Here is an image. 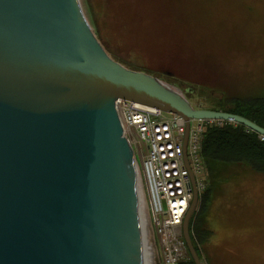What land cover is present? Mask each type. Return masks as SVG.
<instances>
[{"label": "water", "instance_id": "obj_1", "mask_svg": "<svg viewBox=\"0 0 264 264\" xmlns=\"http://www.w3.org/2000/svg\"><path fill=\"white\" fill-rule=\"evenodd\" d=\"M119 98L187 120L236 121L237 112L195 106L150 72L116 60L80 0H0V264H145L137 159ZM183 235L203 264L190 221Z\"/></svg>", "mask_w": 264, "mask_h": 264}, {"label": "rangeland", "instance_id": "obj_2", "mask_svg": "<svg viewBox=\"0 0 264 264\" xmlns=\"http://www.w3.org/2000/svg\"><path fill=\"white\" fill-rule=\"evenodd\" d=\"M80 2L97 34L89 3ZM120 8L101 9L102 39L97 36L126 66L179 87L193 105L210 104L222 91L264 95V0H134L129 32L120 28ZM130 141L151 213L142 157ZM220 168L213 178L207 171L204 216L213 230L207 251L218 264H264V174L243 164Z\"/></svg>", "mask_w": 264, "mask_h": 264}, {"label": "built area", "instance_id": "obj_3", "mask_svg": "<svg viewBox=\"0 0 264 264\" xmlns=\"http://www.w3.org/2000/svg\"><path fill=\"white\" fill-rule=\"evenodd\" d=\"M150 107L135 100L117 101L125 133L142 157L141 167L151 201V213L146 211L150 251L155 264L161 262L162 256L163 264H179L189 256L182 223L194 198L190 169L195 174L200 197L208 185L201 154L206 125L214 121L220 125L223 120L191 119L189 169L184 155L187 120L178 113ZM260 138L264 140V134Z\"/></svg>", "mask_w": 264, "mask_h": 264}, {"label": "trees", "instance_id": "obj_4", "mask_svg": "<svg viewBox=\"0 0 264 264\" xmlns=\"http://www.w3.org/2000/svg\"><path fill=\"white\" fill-rule=\"evenodd\" d=\"M133 1L86 0L89 3L90 12L94 18L99 38H101V9L108 6V4L111 5V3L115 7H121L122 18L120 19L122 25H120V28L124 32H129L128 26L131 20L129 9ZM116 60L119 59L116 58ZM209 103L202 105L196 103L194 105L237 112L264 126V95L243 94L239 91H233V93L222 91V95L219 98L211 96ZM206 126L201 154L203 164L211 178L218 175L222 165L235 164L252 167L256 172L264 174V140L260 138L258 132L236 121L223 120L220 125L214 121L209 122ZM209 199L210 186L207 185V188L200 196L199 206L195 209L189 226L194 246L202 260L207 258L209 264H218L214 262L213 257L207 251V244L213 234V230L205 224L204 216ZM203 245L207 257L204 254ZM187 262L188 264H196L192 256L190 261Z\"/></svg>", "mask_w": 264, "mask_h": 264}, {"label": "bare ground", "instance_id": "obj_5", "mask_svg": "<svg viewBox=\"0 0 264 264\" xmlns=\"http://www.w3.org/2000/svg\"><path fill=\"white\" fill-rule=\"evenodd\" d=\"M147 107H150L149 105ZM151 108V107H150ZM138 185L140 186V199H141V213H142V222L144 227V241H145V264H155L154 255L150 251V241L147 232V213H146V201L143 199V189L140 182V176L138 175Z\"/></svg>", "mask_w": 264, "mask_h": 264}]
</instances>
